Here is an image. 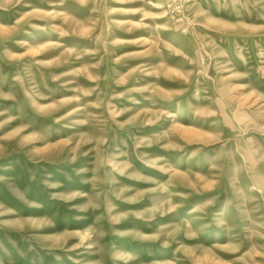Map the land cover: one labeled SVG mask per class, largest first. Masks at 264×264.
Here are the masks:
<instances>
[{
    "label": "rangeland",
    "instance_id": "374dc122",
    "mask_svg": "<svg viewBox=\"0 0 264 264\" xmlns=\"http://www.w3.org/2000/svg\"><path fill=\"white\" fill-rule=\"evenodd\" d=\"M0 264H264V0H0Z\"/></svg>",
    "mask_w": 264,
    "mask_h": 264
}]
</instances>
